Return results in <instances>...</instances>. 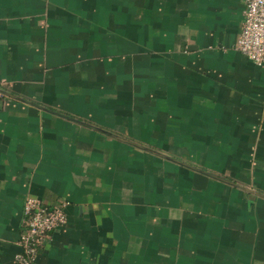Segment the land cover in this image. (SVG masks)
Returning <instances> with one entry per match:
<instances>
[{
  "label": "crops",
  "instance_id": "obj_1",
  "mask_svg": "<svg viewBox=\"0 0 264 264\" xmlns=\"http://www.w3.org/2000/svg\"><path fill=\"white\" fill-rule=\"evenodd\" d=\"M244 0H0V87L264 193V65ZM264 264V198L0 94V264Z\"/></svg>",
  "mask_w": 264,
  "mask_h": 264
},
{
  "label": "built area",
  "instance_id": "obj_2",
  "mask_svg": "<svg viewBox=\"0 0 264 264\" xmlns=\"http://www.w3.org/2000/svg\"><path fill=\"white\" fill-rule=\"evenodd\" d=\"M255 65H264V0H244L243 20L235 46ZM22 232L14 255L20 264H33L49 233L65 222L63 205L47 206L29 198L23 205Z\"/></svg>",
  "mask_w": 264,
  "mask_h": 264
},
{
  "label": "water",
  "instance_id": "obj_3",
  "mask_svg": "<svg viewBox=\"0 0 264 264\" xmlns=\"http://www.w3.org/2000/svg\"><path fill=\"white\" fill-rule=\"evenodd\" d=\"M0 94H1V95L9 96V97H12V98H15V99H19V100H21V101H23V102H26V103H28V104L34 106V107H37V108L42 109V110H44V111H47V112H49V113H52V114L58 115V116H60V117H62V118L68 119V120H70V121H73L74 123H77V124L82 125V126H84V127H88V128H90V129H92V130H95V131H97V132H100V133H103V134H105V135H108V136H110V137H112V138H114V139H117V140L122 141V142H124V143H127V144H129V145H132V146H134V147H136V148H139V149H141V150H144V151L150 152V153H152V154H154V155H157V156H159V157H162V158L168 159V160H170V161H172V162H174V163H176V164L182 165V166H184V167H186V168L192 169V170L197 171V172H199V173H201V174H203V175H206L207 177L213 178V179L218 180V181H220V182H222V183H225V184L231 185V186H233V187H235V188L241 189L242 191H245V192H247V193H250V194H252V195H254V196H258V197L264 198V193H261V192L255 190V189H253L252 187H249V186H247V185H243V184H241V183H237V182L231 181V180H229V179H226L225 177H222V176L216 175V174H214V173H211V172H208V171L203 170V169H201V168L195 167V166H193V165H191V164H188V163H186V162H183V161H181V160H178V159L172 158V157H170V156H168V155H166V154H164V153H161V152H159V151H156V150H154V149H151L150 147H147V146H145V145H142V144H140V143H137V142H135V141H132V140H130V139H128V138H125V137L120 136V135H118V134L112 133V132H110V131L104 130V129L98 127V126L92 125V124L87 123V122H85V121L79 120V119H77V118L71 117V116H69V115H66V114H63V113H60V112L53 111V110L48 109V108H46V107H44V106H42V105H40V104H37V103L31 102V101H29V100L22 99V98H20V97H17L16 95H14V94H12V93L6 91L5 89H3V88H1V87H0Z\"/></svg>",
  "mask_w": 264,
  "mask_h": 264
},
{
  "label": "trees",
  "instance_id": "obj_4",
  "mask_svg": "<svg viewBox=\"0 0 264 264\" xmlns=\"http://www.w3.org/2000/svg\"><path fill=\"white\" fill-rule=\"evenodd\" d=\"M240 53V52H239ZM241 54V53H240ZM242 55V54H241ZM243 56V55H242ZM244 57V56H243ZM245 58V57H244ZM246 59V58H245ZM246 60H248V59H246ZM249 61V60H248ZM251 62V61H250Z\"/></svg>",
  "mask_w": 264,
  "mask_h": 264
}]
</instances>
